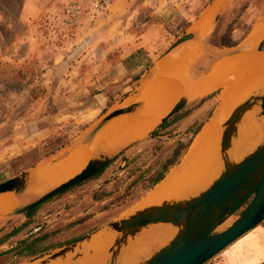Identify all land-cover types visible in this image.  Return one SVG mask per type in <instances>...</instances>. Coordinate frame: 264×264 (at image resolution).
<instances>
[{
	"label": "rangeland",
	"instance_id": "rangeland-1",
	"mask_svg": "<svg viewBox=\"0 0 264 264\" xmlns=\"http://www.w3.org/2000/svg\"><path fill=\"white\" fill-rule=\"evenodd\" d=\"M213 1L0 0V182L41 164L57 166L106 114L142 99L141 85L156 61L180 36L199 28L201 11ZM263 19L264 0H233L206 33V59L193 75L245 44ZM223 34L240 43L223 46ZM215 96L191 103L192 112L167 133L126 149L98 175L51 196L32 213L0 217V264H27L125 214L146 193L147 178L176 140L212 114ZM50 138L69 145L48 144ZM15 197L14 207L33 199ZM42 235L39 244L49 249L33 256L12 250ZM203 264H264V221Z\"/></svg>",
	"mask_w": 264,
	"mask_h": 264
},
{
	"label": "water",
	"instance_id": "water-1",
	"mask_svg": "<svg viewBox=\"0 0 264 264\" xmlns=\"http://www.w3.org/2000/svg\"><path fill=\"white\" fill-rule=\"evenodd\" d=\"M223 11L224 9L221 8L213 18V26ZM200 32L201 30L196 28L180 36L164 55L171 53L186 41L200 39ZM203 44H205L204 40ZM256 45L259 50L264 51V37ZM247 46L245 43L231 53L219 55L222 57L235 54L245 50ZM193 100L194 98L189 94H184L164 116L162 122L173 118ZM134 111L162 113L145 98L135 100L106 114L89 132L84 141L91 142L93 137L113 118ZM249 114L256 118L264 117V72L225 116L219 140L223 168L217 176L204 186L193 182L186 186L179 184L173 191L161 194L156 201L143 204L144 201L158 193L160 185H156L165 179L173 167L184 162L182 158L155 185L156 187L149 190H152V193L146 195L147 192L146 197L142 198V196L138 199L125 214L83 238L33 258L27 264L76 261L92 256L99 249L95 242L98 236L110 239L105 264H122L123 251L133 244L136 245L143 232L166 224H173L178 227V230L137 264H203L212 259L264 221V140L239 160L231 156L233 144L241 135L245 119ZM124 149L112 148L106 151L96 147L93 157L83 169L39 193L30 192L38 167L30 168L0 182V194L15 192L22 198L33 197L30 202L18 205L9 215L25 214L58 192L95 175L110 164ZM231 217L234 218L233 221L228 226L219 229Z\"/></svg>",
	"mask_w": 264,
	"mask_h": 264
},
{
	"label": "bare ground",
	"instance_id": "bare-ground-1",
	"mask_svg": "<svg viewBox=\"0 0 264 264\" xmlns=\"http://www.w3.org/2000/svg\"><path fill=\"white\" fill-rule=\"evenodd\" d=\"M215 7H217V5ZM212 9H208V10H212ZM205 17L207 18L208 16L205 15ZM263 37H264V19L259 20L255 23L252 31L250 32L247 38L248 41H246L248 42L247 45L249 48L241 51V52H250V55L245 56L244 54L242 53L240 54V52H238L239 54L235 53L237 55L227 57L228 61L225 60L226 62L219 63L216 65L217 69L219 68L225 69L223 71H226V69H228V70H233L231 71L233 73L237 72L236 73L237 78H235L237 80L236 82L234 80L235 82V83L233 82L234 84L229 83L230 86H226L227 88H224L223 92L220 94V99H219L220 103H218L213 116L205 124L202 131L195 138L191 146V150L188 154L189 160H187L181 166L176 167V169L171 170L172 172L170 171L171 174L168 177L167 184L172 183L174 186H177L179 184H184L186 186L188 185L186 181L189 177H191V175H198L199 178L198 176H196V179L202 178L203 179L202 183L204 186L212 178H214L221 172V169L223 168V160L221 158V153L219 150V140L223 130V123L225 121V116L229 113L235 102L246 93V91L250 88V86L255 84L261 78V73L262 71H264V51L259 50L256 43L259 40H261ZM197 51H199V47L193 46L185 50V55L189 58ZM171 64L167 62L168 66ZM173 68H175L176 70L177 67H173ZM245 75L247 77H245ZM175 90L176 89L174 84L160 80H154L146 83V85L142 90L141 95L142 97L143 96L149 97V100L151 99L150 102L153 101L152 103L153 105H155V107L161 106L162 108L163 106H165L167 103L170 102L172 96L174 95L173 92ZM136 115L141 117H134ZM158 115H159L158 113H154V112H139V111L128 112L119 115L115 119H113V121L115 120H120V121L118 122L115 121V123L111 121L113 122V124L110 125L104 131L103 135H105V138L103 139L107 140L106 138L108 137L109 139L106 142L110 141L111 139L118 141L121 144L125 142L127 143L132 139H138L143 136H146L152 130L153 127L155 128L158 124L162 122L164 117L161 116V118H158L157 120ZM245 120L246 121H245L244 129L241 135L235 140L233 147L231 149V156L237 160L241 159L246 154L253 151L264 140V117L256 118L254 117V115L249 114ZM248 124H252V126L250 127L248 126ZM216 130L217 132L213 138V143H212L208 140L210 139L212 133L215 132ZM104 144L106 143L104 142L103 145ZM111 144L113 145V142ZM86 147H88L89 150ZM95 148L96 147L93 146L91 143L83 141L79 149L72 151L70 155L57 166H52L50 164L41 165L37 169V172H35V176H34L35 182L30 187V192L39 193L48 187L56 185L55 183L58 180H61L66 176L70 177V175L75 174L81 169H83L91 160ZM65 179L61 181H64ZM196 179H193L192 182H194V180ZM189 182L191 181L189 180ZM199 183L200 182H198V184ZM165 192L166 191H163V193ZM7 193L13 196L17 195L15 192H7ZM163 193H160L159 197H161V194ZM157 199L158 198L156 197V195H154L147 201H144L143 204L150 201H156ZM10 202L11 199L9 197L1 198L0 208H7ZM14 208L15 207H13V209ZM233 219H234L233 217L228 219L219 229L228 226L233 221ZM177 230H178L177 226L173 224H166V225L155 226L143 232L136 245L133 244L130 248L123 251L122 264H137L141 259L146 258L147 257L146 255L150 254L151 251L155 250L158 246L162 245L169 238H171L176 233ZM95 242L97 243V246H99V249L97 253H95L94 255L76 261H72V260L55 261L51 264H105L107 261V256H108L107 248L110 245L109 244L110 239L109 238L104 239V237L98 236L95 239Z\"/></svg>",
	"mask_w": 264,
	"mask_h": 264
},
{
	"label": "crops",
	"instance_id": "crops-1",
	"mask_svg": "<svg viewBox=\"0 0 264 264\" xmlns=\"http://www.w3.org/2000/svg\"><path fill=\"white\" fill-rule=\"evenodd\" d=\"M233 0H214L210 5H208L207 7H205L202 11H201V14H200V17L198 19V22H199V29L201 30L200 32V39H192V40H189V41H186L184 43H182L181 45H179L178 47L175 48L174 51H172L171 53L167 54V55H164L162 56L160 59H158L156 61V63L154 64L153 68H152V75L150 77H148L141 85V91H140V94L142 93V90L144 88V86L146 85V83L150 82V81H154V80H160V81H164V82H169L171 84H174L175 86V90L173 93L174 95L172 96V99L170 100L169 103H167L165 106H163L161 108V106H157L158 109L160 111H162L161 114L158 115L157 117V120L158 118H161V116H165L172 108L173 106L175 105V103L179 100V98H181L184 94H189L192 98H194V100L191 102H195L197 100H200L201 98L205 97V96H208L210 94H217V103L213 109V112L211 114V116L209 117V119L207 121H205V123L203 124L201 130L199 131V133L202 131L203 127L205 126V124L210 120V118L212 117V115L214 114L215 112V109L218 105V103H220L219 99H220V94L223 92L224 88H227L226 86H230V84H232L235 80V78H237V72L236 73H233L231 71L233 70H228L226 69V71H223L225 69H217V64L219 63H223V62H226L225 60L228 61V58L227 57H231L233 55H237V54H230V55H225V56H222L218 59H216L210 66L209 70L206 71L204 74H199V75H193V70L195 67L199 66V65H202L203 62L205 61L206 59V52H205V46L203 44V40L205 38V36L207 35L206 33L212 28V20L213 18L216 16V14L219 12V10L221 8L224 9V11L231 5ZM217 5V7L215 6ZM215 7V8H212ZM208 9H212V10H208ZM209 11V13H208ZM213 11V12H212ZM223 11V12H224ZM207 13V14H206ZM205 15H207L208 17L206 18ZM204 16V17H203ZM205 18V19H204ZM206 20V21H205ZM206 26V27H205ZM248 41V39H247ZM248 43V42H246ZM193 46H198L199 47V51H197L196 53H194L191 57H187L185 55V50L187 48H190V47H193ZM247 48H249L247 46ZM246 48V49H247ZM244 54L245 56H248L250 55V52H240V54ZM183 54V55H181ZM174 55V56H173ZM179 55V56H178ZM166 56V57H165ZM172 57V58H171ZM163 58V59H162ZM185 58V59H184ZM184 59V61H183ZM181 62H179V61ZM222 61V62H221ZM167 62L168 63H172L171 65H167ZM175 62V63H173ZM178 62V63H177ZM182 63V64H181ZM173 67H177L176 70L175 68ZM183 70H182V69ZM215 69V70H214ZM217 70V71H216ZM220 70V71H219ZM222 70V71H221ZM229 73H228V71ZM248 70V68H247ZM235 72V71H234ZM264 71H262L263 73ZM214 73V74H213ZM230 74V75H229ZM247 74V73H246ZM232 76V77H231ZM245 77H247L245 75ZM166 78V79H165ZM233 80V81H231ZM234 82V83H235ZM230 83V84H229ZM233 83V84H234ZM229 84V85H228ZM207 87V88H206ZM205 88V89H204ZM214 95V97L216 98V96ZM213 97V98H214ZM143 98L147 99L149 102L151 101V99L149 100V97H146V96H143ZM153 102V101H152ZM191 103H189L186 108L191 105ZM155 107V105H154ZM157 107H155L157 109ZM139 112H145V111H139ZM139 114V113H138ZM143 115V114H142ZM134 117H141V116H134ZM116 118V117H115ZM113 118V119H115ZM113 119L111 121H113ZM120 119V118H119ZM110 121V122H111ZM116 122L120 121V120H115ZM115 121H113L115 123ZM109 122V123H110ZM113 122H111L110 124L108 123L101 131H99L94 137L93 139L91 140V143L93 146L95 147H99L101 150H106V151H109L111 150L113 147L115 148V150H121V149H124L126 147H128L130 144H132L133 142L135 141H138L140 139H143L145 137H147L149 134H147L145 137L143 138H140L138 140H135V139H132L131 141H128L127 143H121L118 142V141H115V140H111L106 142L109 138L107 137L106 139L107 140H104L103 138H105V135L104 134V131L110 126L113 124ZM159 125V124H158ZM157 125V126H158ZM156 126V127H157ZM155 127V128H156ZM154 128V129H155ZM217 130L215 132L212 133L210 139L208 141L212 142L213 143V138L216 134ZM198 133V134H199ZM198 134L195 136V138L198 136ZM100 135V136H99ZM104 136V137H103ZM194 138V140H195ZM100 140V141H99ZM193 140V142H194ZM106 143L103 145V143ZM110 142V144H109ZM113 142V145L111 144ZM108 143V145H107ZM100 144V145H99ZM103 146H102V145ZM120 144V145H119ZM193 144V143H192ZM191 144V146H192ZM113 147H112V146ZM117 145V146H116ZM78 145H76L75 147H73L70 151H69V154L67 155V157L70 155V153L72 151H74V149L77 147ZM119 146V148H118ZM191 146L189 148V150L187 151V153L185 154V156L183 157V161L184 162H181L180 164L176 165L175 167H173L171 170H174L176 169V167H179L181 166L182 164H184L187 160H189L188 158V154L191 150ZM109 150H108V148ZM88 150L89 148L86 147ZM96 149V148H95ZM95 152V151H94ZM94 155V154H93ZM66 157V158H67ZM93 157V156H92ZM66 158H63L62 161H64ZM61 163V162H60ZM43 165V164H41ZM172 172V171H171ZM171 172L169 173V175L167 177H165V179H163L159 184H157L156 186L160 185V189L158 191V193H156V197L158 198L160 196V193H163V191H166V192H170L172 191L176 186H174L172 183L171 184H167L168 182V177L170 176ZM73 175V174H72ZM71 176V175H70ZM196 176L198 175H191V177H189L188 179L192 182L193 179H196ZM199 178V176H198ZM187 179V184H190L191 182H189V180ZM201 179V181H200ZM200 179H196L194 180V184H197V185H200V184H203V179L200 178ZM198 180V181H197ZM198 182H200L198 184ZM155 186V187H156ZM165 187V188H164ZM155 189V188H154ZM153 189V191H154ZM150 190V189H149ZM145 191L146 193H144L142 196H140V198H145L146 195L152 193V190L151 191ZM165 192V193H166ZM146 194V195H145ZM9 193H4V194H0V199L3 198V197H13L14 200H11L9 206L7 208H0V217L2 216H5L7 214H10L14 209L13 207L15 206L16 202H17V198L13 195H11ZM139 198V199H140ZM11 199V198H10ZM12 201L13 204H12ZM3 214V215H2Z\"/></svg>",
	"mask_w": 264,
	"mask_h": 264
},
{
	"label": "trees",
	"instance_id": "trees-1",
	"mask_svg": "<svg viewBox=\"0 0 264 264\" xmlns=\"http://www.w3.org/2000/svg\"><path fill=\"white\" fill-rule=\"evenodd\" d=\"M222 45L226 46V47H232V46H236L237 44L240 43V41H227V34H223L222 36ZM214 93L210 94L208 96H205L203 98L200 99V102L205 101L207 99H210L212 97H214ZM192 112V110L190 108H184L181 112H179L178 114H176V116H174L173 118L169 119V120H165L163 122H161L155 129H153L150 134L138 141L133 142L132 144H130L128 147H126L124 150H122L117 156H115V158L113 159V162L118 159L121 155H123L126 151V149L132 147V146H136L138 144H140L143 141H146L148 139H152V138H156L158 136H162L163 134L168 132V127H170L171 125H173L174 123L178 122L179 120H181L182 118H185L186 116H188L190 113ZM211 116V114H209L207 116V118L205 120H203L202 122L197 123L196 127L195 124L189 126L187 128V130L185 132L189 133L187 138L179 137L173 148L172 151L170 152V154L168 155V157L160 163L159 167L153 172L152 175H150L147 178L148 184L145 186L144 190L148 191L149 189H151L152 187H154L157 183H159L165 176L166 174L170 171V169L175 166L176 164H178L182 158L184 157V155L187 153V151L189 150L191 144L193 143V140L195 138V136L199 133V131L201 130L203 124L205 123V121H207L209 119V117ZM62 141L60 138H56V140L50 138L48 141V144H52L55 142H59ZM68 146L69 143H67V141H62L59 145V147H64V146ZM55 149L50 150L49 152H47L45 155H43L40 159H44L45 157H49L50 155H52L53 153H55ZM111 162V163H113ZM110 163V164H111ZM110 164H108L107 166H109ZM106 166V167H107ZM105 167V168H106ZM104 168V169H105ZM103 169V170H104ZM102 170V171H103ZM100 171V172H102ZM100 172H98L97 174L93 175L92 177L98 175ZM140 178V177H139ZM138 180V179H137ZM136 181V180H135ZM251 200V198L249 199ZM35 208H33L32 210H30L28 212V214L32 213V211ZM14 232L10 233L7 236L12 235ZM6 236V237H7ZM45 237V235L42 236H37L35 238L32 239H23L21 240L17 246L13 247L12 250L15 251L16 253L19 254H25V255H36L44 250L49 249V247H42L40 246V242L43 241V238ZM6 239V238H5ZM3 239V240H5ZM1 240V242L3 241Z\"/></svg>",
	"mask_w": 264,
	"mask_h": 264
},
{
	"label": "built area",
	"instance_id": "built-area-1",
	"mask_svg": "<svg viewBox=\"0 0 264 264\" xmlns=\"http://www.w3.org/2000/svg\"><path fill=\"white\" fill-rule=\"evenodd\" d=\"M69 11H71V10H69ZM72 15H74V13H72Z\"/></svg>",
	"mask_w": 264,
	"mask_h": 264
},
{
	"label": "flooded vegetation",
	"instance_id": "flooded-vegetation-1",
	"mask_svg": "<svg viewBox=\"0 0 264 264\" xmlns=\"http://www.w3.org/2000/svg\"><path fill=\"white\" fill-rule=\"evenodd\" d=\"M116 161V160H115ZM113 162V161H112Z\"/></svg>",
	"mask_w": 264,
	"mask_h": 264
}]
</instances>
